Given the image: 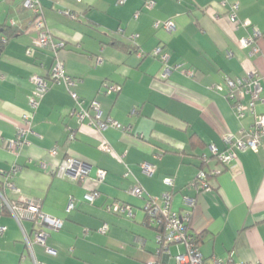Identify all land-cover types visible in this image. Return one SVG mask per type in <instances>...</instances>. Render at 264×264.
Listing matches in <instances>:
<instances>
[{"label": "crops", "instance_id": "0c3cea01", "mask_svg": "<svg viewBox=\"0 0 264 264\" xmlns=\"http://www.w3.org/2000/svg\"><path fill=\"white\" fill-rule=\"evenodd\" d=\"M34 1L54 39L63 42L57 56L66 73L77 78L73 89L83 107L98 101L102 119L129 125L130 131L108 128L101 134L79 122L65 85L52 84L33 113L28 143L17 155L3 146V140L15 137L21 115L30 112L33 75L51 70L54 53L33 46L37 32L24 0H0V38L5 39L3 28L16 30L0 46V169L17 166L14 189L3 192L10 200L35 199L44 213L63 219L59 229H45L41 244L34 241L33 221L24 219L20 226L1 211L0 264H149L162 256L143 207L148 196L165 191H171L172 210L189 211L188 229L199 236L206 261L264 264V136L257 151L237 149L225 165L208 147L225 150L226 137L246 138L255 122L249 111L236 117L213 85L256 71L264 96V0ZM235 2L238 23L228 16ZM167 20L170 30L163 26ZM253 30L256 52L239 43ZM156 47L160 52L154 55ZM164 65L170 68L166 76ZM106 84L119 89L107 92ZM256 110L264 112V103ZM103 138L115 153L98 148ZM204 155L205 166L215 171L208 189L192 185ZM68 157L91 166L85 180L55 173ZM143 162L152 165V174L143 172ZM98 168L106 171L100 183L94 179ZM136 184L144 189L141 197L131 192ZM92 190L99 195L89 204L84 196ZM69 200L74 207L67 212ZM114 201L131 205L134 216L106 211Z\"/></svg>", "mask_w": 264, "mask_h": 264}, {"label": "built area", "instance_id": "2783aa9c", "mask_svg": "<svg viewBox=\"0 0 264 264\" xmlns=\"http://www.w3.org/2000/svg\"><path fill=\"white\" fill-rule=\"evenodd\" d=\"M225 1V0H224ZM222 1V3L224 2ZM124 0H119V3ZM153 0L149 1V5H152ZM23 5L29 8L35 16L33 20V26L36 29L37 35L33 41V46L36 48H46L54 53V63L51 70L46 73H36L32 77L33 87L29 95L28 104L30 112L23 113L20 117L21 124L17 127L16 135L12 139L3 140V146L13 154H18L23 145L27 144V137L34 134L33 129V113L36 110L40 99L44 93L50 88L52 84H64L68 90L71 98L75 102V107L72 110V114L75 115L79 122H84L95 128L99 133H103L106 129L112 128L122 132H129V125H122L118 121L106 118H101V110L99 102L96 100L91 101L89 108L83 107L82 99L78 93L73 89L77 82V78L67 74L64 68V63L57 56L61 49L63 42L54 39L48 28L45 26L41 16V7L37 1L24 0ZM238 4L232 3L230 5L228 16L230 20L238 23L236 15V9ZM69 14V13H68ZM137 16V14H136ZM159 21H155V25H158ZM244 26L249 25L248 20L241 21ZM172 22L167 20L163 26L165 29L170 30ZM257 36V31L253 30V34L247 37H242L239 40L241 46H252V51L256 52L258 48L254 46V37ZM32 49L28 50L31 53ZM160 52V47H156L153 50V54L157 55ZM229 54V53H228ZM161 60L166 62L168 56L166 54L161 55ZM97 62H101L100 59ZM170 68L164 65L162 75L166 76ZM189 75H194L191 70H186ZM4 75L0 74V79H3ZM260 75L256 71H249L245 77L230 78L226 77L223 82L214 83V89L224 93L226 98L231 102L232 109L236 117L240 118L246 111H249L254 117L255 122L246 138H233L232 136L226 137L228 147L219 151L216 145H209L211 155L220 163L227 164L236 156L237 149H252L257 151L261 139L264 136V112H258L256 110L257 103H264V96H262V85L260 81ZM107 92H116L119 86L115 84L105 85ZM248 97V99H246ZM73 135L71 134L70 137ZM98 148L105 153H115L113 147L106 139H102ZM54 153V150L51 151ZM208 157L204 155L202 162L207 163ZM44 166V163H40ZM91 166L82 160L74 157H68L63 159L55 169V173L58 176H69L72 179L83 181L89 176ZM144 173L152 174L153 167L147 162L141 164ZM207 168L200 167L197 172L195 180L192 185L196 188L208 189L207 181ZM17 170V166L13 165L9 169H0V175L2 176V182L0 183V212L5 210L11 214L18 224L24 219H30L35 224L33 230L34 241L44 244L46 236V228L59 229L62 226L63 219L51 216L44 213L41 210V203L35 199L20 198L19 200L8 199L3 190L4 188L14 189L13 177ZM209 173H215L214 169L209 170ZM106 176V171L102 168L96 170L95 180L102 182ZM164 183L168 186H172L173 182L171 178H165ZM131 192L141 197L144 195V189L141 185L136 184L132 187ZM99 192L92 190L85 194L84 199L87 203L93 204ZM171 191H165L160 196L152 197L148 196L144 205V212L148 215L147 221L151 225L158 224L162 226L161 231H157L156 244L157 253H160L162 258L150 260L149 264H251L248 262H233L231 260H222L213 257L211 262L206 261L196 245L195 238L192 232L188 229L189 211L179 213L170 208ZM184 202L189 205H194V200L185 197ZM74 207L72 200H69L66 205V211L68 212ZM106 211L113 212L118 215H125L133 217V208L129 204L120 203L118 201L112 202ZM4 229L0 226V232ZM106 227L102 228L105 231ZM24 234V240L29 245V237ZM174 245L176 250L171 252L170 246ZM47 251L54 253L50 248ZM254 264V263H253Z\"/></svg>", "mask_w": 264, "mask_h": 264}, {"label": "trees", "instance_id": "16d2710c", "mask_svg": "<svg viewBox=\"0 0 264 264\" xmlns=\"http://www.w3.org/2000/svg\"><path fill=\"white\" fill-rule=\"evenodd\" d=\"M35 19V16H34V14H33V18H32V23H33V20ZM16 33V30L15 29H13V28H11V27H6V28H3V36H4V38L7 40V39H9L12 35H14ZM5 39H3V40H5ZM3 40H2V38H0V46L3 44ZM124 47V46H123ZM206 165V163L204 164V163H202V165L200 166V167H202V168H204V166ZM225 165V164H224ZM207 169L206 170H208L207 172V183H208V186L210 185L209 184V179L214 175V174H211V173H209V170H211V168H209V166L207 167V166H205ZM145 213V212H144ZM145 218H146V220H147V218H148V215L145 213ZM149 224V223H148ZM150 226H153L154 227V229H156L157 231H161V229H162V226H160V225H158V224H155V225H151V224H149ZM192 235H193V237L195 238V242H196V245H197V247H198V244H199V241H200V239H199V236L198 235H196L195 233H192ZM251 264H253V263H251Z\"/></svg>", "mask_w": 264, "mask_h": 264}, {"label": "rangeland", "instance_id": "374dc122", "mask_svg": "<svg viewBox=\"0 0 264 264\" xmlns=\"http://www.w3.org/2000/svg\"><path fill=\"white\" fill-rule=\"evenodd\" d=\"M170 249L172 252L175 250L174 246H171Z\"/></svg>", "mask_w": 264, "mask_h": 264}]
</instances>
